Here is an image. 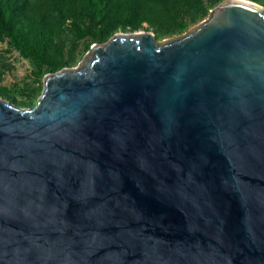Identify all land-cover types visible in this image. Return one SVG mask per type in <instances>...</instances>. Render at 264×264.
Returning <instances> with one entry per match:
<instances>
[{"label": "water", "instance_id": "obj_1", "mask_svg": "<svg viewBox=\"0 0 264 264\" xmlns=\"http://www.w3.org/2000/svg\"><path fill=\"white\" fill-rule=\"evenodd\" d=\"M0 264H264V9L114 34L0 98Z\"/></svg>", "mask_w": 264, "mask_h": 264}, {"label": "rangeland", "instance_id": "obj_2", "mask_svg": "<svg viewBox=\"0 0 264 264\" xmlns=\"http://www.w3.org/2000/svg\"><path fill=\"white\" fill-rule=\"evenodd\" d=\"M225 0H78L79 13L66 14L45 51L47 63L21 53L0 31V98L20 109L32 108L45 75L77 68L94 44L114 34L150 32L156 42L179 36L208 18ZM264 9V0H242ZM21 8L36 9L37 0H22ZM16 30L17 27L13 22Z\"/></svg>", "mask_w": 264, "mask_h": 264}, {"label": "trees", "instance_id": "obj_3", "mask_svg": "<svg viewBox=\"0 0 264 264\" xmlns=\"http://www.w3.org/2000/svg\"><path fill=\"white\" fill-rule=\"evenodd\" d=\"M21 1L0 0V31L11 38L26 57L45 64L46 48L54 32L66 20V14L79 13L78 0H37L36 9L21 8ZM13 22L18 25L17 35Z\"/></svg>", "mask_w": 264, "mask_h": 264}]
</instances>
